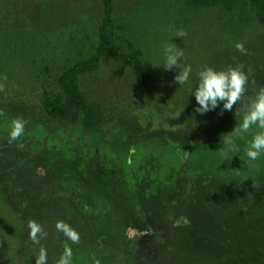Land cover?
Masks as SVG:
<instances>
[{
  "label": "rangeland",
  "instance_id": "374dc122",
  "mask_svg": "<svg viewBox=\"0 0 264 264\" xmlns=\"http://www.w3.org/2000/svg\"><path fill=\"white\" fill-rule=\"evenodd\" d=\"M112 5L111 42L137 55L153 93L127 63L102 57L80 79L102 116L95 134L83 128L82 116L74 124L47 114L40 84L61 93L62 74L94 52L105 24L103 0H0V264H35L41 246L47 264H56L66 244L71 264H264V156L255 167L245 163L258 129L222 161V136L242 120V105L221 114L220 102L201 114L194 95L202 69L242 65L245 101L254 97L264 86V25L244 7L196 9L184 0ZM179 30L187 33L182 39L174 36ZM169 43L183 51L181 66L192 68L184 85L174 80L179 68L154 66L164 63ZM16 119L26 121L25 132L9 142ZM93 134L112 152L93 148L102 146ZM146 141L164 151L143 157L133 150L132 168L118 158L119 147ZM174 148L182 164L165 169L161 161ZM29 220L47 233L39 245L29 238ZM57 221L75 229L80 242L58 232Z\"/></svg>",
  "mask_w": 264,
  "mask_h": 264
},
{
  "label": "clouds",
  "instance_id": "9594fccd",
  "mask_svg": "<svg viewBox=\"0 0 264 264\" xmlns=\"http://www.w3.org/2000/svg\"><path fill=\"white\" fill-rule=\"evenodd\" d=\"M187 35L184 30H179L174 33L175 37L183 38ZM235 48L242 55H247V49L243 43H237ZM165 60L162 65L165 70L179 68L180 71L175 75L174 80L179 85H184L189 81L192 68L190 65L181 66L183 51L179 49L175 43H169L164 49ZM199 83L194 91L195 99L198 107L196 112L204 114L218 107L220 102H223V111H231L234 106L241 104L243 111L242 120L236 123L233 130L222 136V147L219 148V153L222 161L230 158L229 153H239L237 140L243 138L245 133L255 131L250 143L246 148L245 163L249 167H255L256 161L264 156V86L260 87L254 97H249L245 101V93L249 83L248 74L243 70V66L229 67L226 70H216L213 67H206L198 73ZM7 79L6 76L3 77ZM4 85L0 84V91H4ZM237 115V113H236ZM26 121L16 119L13 121L12 128L9 132V142L19 140L25 132ZM183 224H189L187 218H182ZM174 227L181 226V221L174 222ZM55 228L58 232H62L73 244L80 242L79 233L70 225L63 221H57ZM28 235L34 244H40V238L47 235L43 226L35 220L28 221ZM73 258V250L69 245H65L62 255L56 264H71ZM35 264H47V251L41 246L39 254L35 259Z\"/></svg>",
  "mask_w": 264,
  "mask_h": 264
},
{
  "label": "trees",
  "instance_id": "16d2710c",
  "mask_svg": "<svg viewBox=\"0 0 264 264\" xmlns=\"http://www.w3.org/2000/svg\"><path fill=\"white\" fill-rule=\"evenodd\" d=\"M187 7L190 8H210V7H222L226 10L233 11L238 7H244L250 10L256 20L264 25V0H184ZM105 24L100 33V41L94 52L90 54L84 60L77 62L75 65L69 67L59 78L58 84L61 93H56L48 89L47 84L41 82L43 96V107L47 114L66 122L78 123L80 116L81 123L84 129L90 133H101L102 116L95 108L94 105L89 103L83 95L80 79L87 73H94L97 70L98 64L102 57L105 55H111L115 59L124 61L134 71L135 78L138 83L147 89L149 93H153L150 85V80L144 73L141 65V61L134 54L120 53L112 44L111 38L113 35V5L112 0H103ZM93 141L97 140L102 143V146L97 147L93 145V148H110L99 136L93 134ZM87 145L91 146V144ZM136 151L140 150L143 153V157L151 152H159L162 149V145H158L154 142H137L131 145L122 146L118 148L120 153L119 157L126 165L132 168L133 163H129L130 156H133ZM134 150V153L131 152ZM173 152L169 154L168 150L165 152V157L161 161L165 169L175 168L174 161H178V164H182V154L178 148L171 149ZM112 152L111 148L109 150ZM162 151H164L162 149ZM141 157V159L143 158ZM160 158V157H159ZM158 161V160H157ZM164 162V164H163ZM160 165V166H162ZM159 166V167H160ZM158 167V168H159Z\"/></svg>",
  "mask_w": 264,
  "mask_h": 264
}]
</instances>
